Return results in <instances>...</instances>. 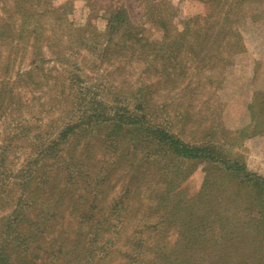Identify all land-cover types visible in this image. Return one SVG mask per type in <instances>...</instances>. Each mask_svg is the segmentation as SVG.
I'll return each mask as SVG.
<instances>
[{
  "label": "rangeland",
  "instance_id": "obj_1",
  "mask_svg": "<svg viewBox=\"0 0 264 264\" xmlns=\"http://www.w3.org/2000/svg\"><path fill=\"white\" fill-rule=\"evenodd\" d=\"M52 4L61 10L36 8L25 30L12 1L0 0V255L6 246L12 264H118L141 218L160 212L150 187L181 203L218 172L203 160L166 164L153 148L129 151L132 133L88 123L91 107H125L188 143L229 146L264 177V0L237 4L228 24L241 38L230 47L204 25L202 0Z\"/></svg>",
  "mask_w": 264,
  "mask_h": 264
},
{
  "label": "trees",
  "instance_id": "obj_2",
  "mask_svg": "<svg viewBox=\"0 0 264 264\" xmlns=\"http://www.w3.org/2000/svg\"><path fill=\"white\" fill-rule=\"evenodd\" d=\"M11 1L15 10L19 11L24 19L25 30L26 26L33 23L36 8L41 9L40 13L51 9L61 10V5L51 8L53 0ZM148 1L151 4V0ZM202 1L207 5L203 17L206 28L211 30L217 28L218 35L221 33V38L216 36L219 44L229 45L227 47L234 45L231 38L240 39L241 35L228 23L238 21L235 15L237 4L249 0ZM152 5L154 4L150 5L151 8ZM158 5L159 1L155 3V19L161 26H165V18L157 16ZM166 8L171 10L168 15L173 16V7L168 4ZM111 12H113L111 21H114L121 13V9L114 6ZM231 14L234 15L233 18ZM186 26L189 27L187 23ZM0 30L3 29L0 27ZM186 30L188 28L185 27L183 32ZM222 53L221 59L231 61L233 54L231 49L222 48ZM226 66L224 64L222 68ZM98 110L99 106H95L85 111L87 122L112 121L116 129L124 128L128 133H132L125 142L129 151L153 148V152L160 153L161 159L165 158L166 164L176 158L203 160L218 169L213 176L209 174L204 177L200 189L193 197L181 203L177 200L168 205L172 200L170 192L165 190L167 187L160 186L162 189L150 187L148 196L156 198L157 208L154 211L160 208V212L156 214L153 222L149 221L151 214L141 218L140 229L136 230L135 236L129 238L127 248L123 251V260L118 264H264L263 176L249 171L241 157L232 155L229 146L213 142L201 145L188 143L165 127L154 124L143 113L125 107L112 106L103 112ZM67 132L71 133L73 130L67 126L59 134V139H65ZM144 154L146 160L151 152L146 151ZM34 175L33 171L29 179H33ZM231 178L236 181L234 189L231 188L224 196H220L221 191L227 189ZM230 203H235L231 211L226 207ZM170 230L177 236L173 242L164 238ZM93 252V248L87 250L86 257L92 256ZM8 259L6 246H3L0 264H12Z\"/></svg>",
  "mask_w": 264,
  "mask_h": 264
}]
</instances>
